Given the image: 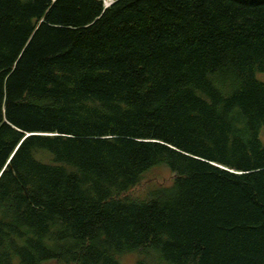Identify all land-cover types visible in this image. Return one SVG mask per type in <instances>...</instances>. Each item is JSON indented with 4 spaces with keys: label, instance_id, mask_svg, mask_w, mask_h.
<instances>
[{
    "label": "trees",
    "instance_id": "1",
    "mask_svg": "<svg viewBox=\"0 0 264 264\" xmlns=\"http://www.w3.org/2000/svg\"><path fill=\"white\" fill-rule=\"evenodd\" d=\"M261 74L264 0H0V264H264Z\"/></svg>",
    "mask_w": 264,
    "mask_h": 264
},
{
    "label": "rangeland",
    "instance_id": "2",
    "mask_svg": "<svg viewBox=\"0 0 264 264\" xmlns=\"http://www.w3.org/2000/svg\"><path fill=\"white\" fill-rule=\"evenodd\" d=\"M115 1L116 0H112L109 7ZM102 2L105 5V1L102 0ZM259 78L261 80H264V74L259 75ZM261 139L264 143V128L261 131ZM173 179H174V175L168 169L164 167L155 168L150 172H148L147 174H145L141 183L132 190L131 195L133 197H145L155 188L171 185ZM120 262L121 264H137L138 256L136 253L125 254L121 256Z\"/></svg>",
    "mask_w": 264,
    "mask_h": 264
},
{
    "label": "bare ground",
    "instance_id": "3",
    "mask_svg": "<svg viewBox=\"0 0 264 264\" xmlns=\"http://www.w3.org/2000/svg\"><path fill=\"white\" fill-rule=\"evenodd\" d=\"M104 1H105V5H106V6H109V5L111 4V1H112V0H111V1H110V0H104Z\"/></svg>",
    "mask_w": 264,
    "mask_h": 264
},
{
    "label": "water",
    "instance_id": "4",
    "mask_svg": "<svg viewBox=\"0 0 264 264\" xmlns=\"http://www.w3.org/2000/svg\"><path fill=\"white\" fill-rule=\"evenodd\" d=\"M108 7H109V6H106V5H105V8H108Z\"/></svg>",
    "mask_w": 264,
    "mask_h": 264
},
{
    "label": "clouds",
    "instance_id": "5",
    "mask_svg": "<svg viewBox=\"0 0 264 264\" xmlns=\"http://www.w3.org/2000/svg\"><path fill=\"white\" fill-rule=\"evenodd\" d=\"M105 6V5H104Z\"/></svg>",
    "mask_w": 264,
    "mask_h": 264
}]
</instances>
